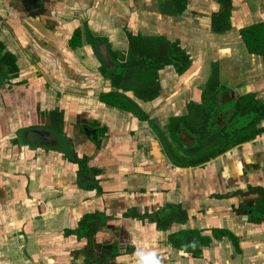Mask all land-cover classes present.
Returning <instances> with one entry per match:
<instances>
[{
	"label": "crops",
	"instance_id": "obj_1",
	"mask_svg": "<svg viewBox=\"0 0 264 264\" xmlns=\"http://www.w3.org/2000/svg\"><path fill=\"white\" fill-rule=\"evenodd\" d=\"M33 1L31 12L26 1L0 0V35L19 57L14 82H23L13 104L8 96L0 108V264H264V216L251 212L264 198V135L205 167H174L147 123L99 101L109 82L92 46H68L86 20L115 45L126 27L180 40L192 67L180 77L162 71L161 96L141 102L165 126L200 99L217 61L235 95L254 92L264 101V56L252 54L240 33L264 24V0H230L226 32L213 31L219 0H187L181 14L164 0ZM31 94L42 112L64 113V134L90 157L89 172L67 159V138L32 126ZM95 123L107 129L99 147L88 128ZM168 203L181 204L188 221L158 230ZM86 216L91 226L81 229ZM186 228L211 239L200 257L168 239Z\"/></svg>",
	"mask_w": 264,
	"mask_h": 264
},
{
	"label": "trees",
	"instance_id": "obj_2",
	"mask_svg": "<svg viewBox=\"0 0 264 264\" xmlns=\"http://www.w3.org/2000/svg\"><path fill=\"white\" fill-rule=\"evenodd\" d=\"M223 5V11L215 18V32H226L231 29V1L219 0ZM165 7L173 10V14H181L187 6V0H164ZM81 31H75L71 41V47L81 46ZM88 40L93 46L97 58L100 60V73L112 85V90L100 94L102 103L147 120L148 116L142 110L140 102H149L160 95V75L162 70L173 66L179 74L188 70L191 65L190 56L178 41H170L166 37L158 35H144L129 28L123 30V45L116 46L106 39L107 47L116 69L110 70L105 61L100 59L97 41L99 36L93 35L88 29ZM241 36L248 50L252 54L264 56V24H256L243 28ZM102 57V56H101ZM225 78L221 76L219 63L213 64L211 76L206 83L203 92V103L191 105L190 118L179 117L173 119L170 128L173 142L183 153L179 154L170 143L171 158L174 163L182 167H196L212 158L225 153L229 149L250 142L264 133L261 122L264 120V101L257 93L249 92L238 96L222 111L221 127L218 129L213 118L214 103L218 93L226 90ZM34 96L31 94L32 126H38V118L45 119V126L64 133V113L56 110L53 113L44 114L36 107ZM189 113V116H190ZM188 116V117H189ZM153 124V121H151ZM229 124L233 126L230 127ZM185 130H181L182 128ZM191 135L194 143L183 147L181 135ZM264 216V198L257 202L254 217L261 219ZM91 217L86 216L81 222V229L89 228ZM188 221V213L181 205L175 206L173 215L157 223L159 230H167L172 223L185 225ZM222 232V231H220ZM218 233V231H213ZM232 235L231 233H227ZM217 236V234H216ZM170 243L177 249L183 250L193 257H200L201 247L209 245L211 239L202 235L201 230L186 228L170 233Z\"/></svg>",
	"mask_w": 264,
	"mask_h": 264
},
{
	"label": "flooded vegetation",
	"instance_id": "obj_3",
	"mask_svg": "<svg viewBox=\"0 0 264 264\" xmlns=\"http://www.w3.org/2000/svg\"><path fill=\"white\" fill-rule=\"evenodd\" d=\"M22 1H26L27 4H29L30 6L31 5H35V2L33 0H22ZM20 3H21V1H20ZM30 6H27L26 5L25 9L26 10H29L31 12H34L33 9H36L37 8L35 6H31V7ZM73 21H75L74 18H73ZM214 23L215 24L213 25V31H214V27L216 26V20L215 19H214ZM127 28H129L132 31H135L133 28H130V27H127ZM88 29H90V31L92 33H94L93 35L101 37L100 38V41H97L96 42L97 43V49L99 48L100 56H102V58L99 56L100 59L102 61L103 60L105 61L106 66L110 70L116 69V64L112 60V57H111V55L109 53V50H108V47H107V44H106L107 43L106 39L109 41V43H111V44H113V43L110 41V39H109V37L107 35H101V34L97 33L95 30H93V28L89 25L88 20L83 21V24H82L81 27H77V28L75 27L73 29V31H71V35L68 38V46L71 49H73V50H77L78 48H81L84 44H87V45L92 46L91 43L88 40V36H89ZM51 30L55 32L54 26H53V29H51ZM77 30H80L81 31V33H80V35H81V42H82L81 43V46L71 47V45H70L71 44V41H72V39L74 37L75 31H77ZM135 32H137V31H135ZM50 40H51L50 38L46 39V41H48V42H50ZM122 41H123V32H122V35H121V37L119 39V43L116 44V46L117 45L118 46L123 45L122 44L123 43ZM170 41H172V40H170ZM174 41L180 42V45L186 50L187 54L190 56L191 65L189 66L188 70H186L182 74H179L173 66H168V67H166L162 71L169 70V71H172L173 73L177 74L176 75L177 77H180V76L184 75L186 72H188L189 69L192 67L193 59H192V54L182 45V43H181L180 40H174ZM174 41H172V42H174ZM113 45H115V44H113ZM92 48H93V46H92ZM26 49H28V47H26ZM25 54H26V52H25ZM33 55H34V53H33ZM95 56H96V54H95ZM214 63H219V62L217 61V62H214ZM214 63H212V65H211V71L213 69V64ZM100 66H101V63H100V60H99V67H98V70L99 71H100ZM20 70H21V68H20L18 54L16 52H14L13 50L9 49V46L6 43L5 39H3L1 37V35H0V80L2 81V85H4L3 86V91L1 90V92H0V108L1 107L2 108H5L7 106V103H6L7 101L6 100H7V97L8 96L11 97V101H12V104H13V102H14V100H13L14 99V97H13V94H14L13 90H14V88H16L17 86H19V85H21L23 83V82H14L15 79L19 78V76H20ZM162 71H160V72H162ZM39 75L42 76V77H45V75H44V73H43L42 70H41V73L39 72ZM210 76H211V73H210ZM210 76H209V78H210ZM102 77H103V75H102ZM103 78L106 81L109 82V88H108L109 90L106 91V92L111 91L113 88H112V85H111L110 81L107 80L105 77H103ZM208 79H207V81H208ZM1 81H0V83H1ZM161 81H162V78H161V75H160V84H161ZM207 81H206V83H207ZM206 83H205V85L202 88V91H201V94H200V99L199 98L196 99V100L195 99H191L187 103L186 109H185L184 113H182L180 115H172V116H170V118L168 120V123L165 126H162L160 124L158 118L151 117L144 110V108L141 105V102H140L141 108L145 112V114L148 116V119L147 120H143V119L137 117L136 115L132 114L131 112H127V111H124V110H121V109H119V110L122 111V112H126L128 114H131L132 116H134L135 118H137L139 121H142V122H145V123L148 124V126L150 127V129L152 130V132L154 133V135L157 138V142L159 143V145L161 147L160 149L162 150V153L164 155H166V158L170 161V163L174 167H177V168H194V169H196L198 167H201L202 168V167H205L208 164H210L212 161H214L218 157H220V156L226 154L227 152L231 151L235 147L229 149L228 151H226L223 154H220V155L216 156L215 158H212L210 161H208V162H206V163H204L202 165H199V166H196V167H182V166H178V165H176L174 163L173 159L171 158L172 156H171V153H170V143L172 144V147H175V146L177 147L175 150L179 154H182L183 153V150H182V148L178 147L173 142V139L171 137V133H170V128L169 127L172 125L173 119H176V118H179V117L190 118V119L192 118L191 117V113L189 112V107H191V105H201L203 103V92L206 89ZM29 85H30L29 80L26 79L25 80V89L27 87H29ZM224 85H225V87L227 89L226 90H222L220 93H218L217 98H216L215 103H214V110H213V118H214L215 122L217 123L215 126L218 127V129L221 127L222 123H224L223 121H221V116H222L223 109L229 103H232L238 97L237 95L234 94L233 89H231L230 87L226 86V84H224ZM161 92H162V84H161ZM161 92H160V95L157 98H159L161 96ZM101 93H103V92H101ZM100 94H99V96H100ZM157 98H155L154 100H156ZM154 100H152V101H154ZM99 101H100V99H99ZM152 101H149V102H152ZM143 103H148V102H143ZM38 108L40 109L39 105H38ZM56 110H58V108H56L54 111H56ZM43 113L44 114H47L46 112H43ZM50 113H53V111H51ZM189 113H190V116H189ZM151 121H153V124L151 123ZM32 122H33V119H32ZM44 122H45V119L39 117L38 118V122H37L38 126H35V127H37V128L38 127H42V128H45V129H51V130L55 131L56 133H58L59 135L67 138L64 133H59L55 129H53V128L49 127V126H45ZM263 122H264V120L261 122V125L264 127ZM95 124H97V123H95ZM95 124H94V126L93 125L88 126V128H89V131L90 130H92V132H93V130L95 131L94 134L92 133L90 135V139H91L92 142H94L97 145V147H99L100 146V143H101V139L106 136L107 129L105 127L104 128H100V126L98 124L97 125H95ZM229 126L232 127L233 125L232 124H229ZM31 128H33V127H31ZM81 128H82L81 131L82 130H85L84 127H81ZM26 129H29V128L28 127H25V130ZM181 130L182 131L183 130L186 131V128L184 127ZM262 135H264V133H262L258 137H261ZM181 138H182V141L184 142V146L183 147H188L192 143L195 142L194 141L195 140L194 137L191 136V135H186V133H184L183 135H181ZM67 139H68L67 140L68 141V147L70 148L69 152L66 155L67 159L70 160V161H72V162H76L83 170H86L88 168V172H89L90 157L87 156V155H82L81 156L79 153H77L74 150L75 149L74 147L76 145L74 143V141L72 139L70 140L69 138H67ZM254 140H252V141H254ZM252 141H250V142H252ZM247 143H249V142H247ZM244 144H246V143H244ZM239 146H241V145H239ZM236 147H238V146H236ZM90 171H92V170L90 169ZM211 198H213V197L211 196ZM177 205H181V204H175V203L170 204V203H168L164 207V210L160 213L159 217H157L158 220L156 222V225H157L158 222H160L159 221L160 218L162 219L163 217H166V216H168V217L172 216L173 215V212L175 211V206H177ZM255 211H256L255 209H251L252 214H255ZM188 218H189V216H188ZM174 224H177V223H172L171 226L167 230L171 229L174 226ZM157 229H158V227H157ZM169 235H168V239H169Z\"/></svg>",
	"mask_w": 264,
	"mask_h": 264
},
{
	"label": "water",
	"instance_id": "obj_4",
	"mask_svg": "<svg viewBox=\"0 0 264 264\" xmlns=\"http://www.w3.org/2000/svg\"><path fill=\"white\" fill-rule=\"evenodd\" d=\"M101 57V56H100ZM102 58V57H101ZM104 61V60H103Z\"/></svg>",
	"mask_w": 264,
	"mask_h": 264
}]
</instances>
